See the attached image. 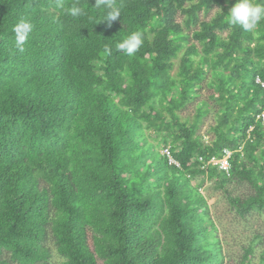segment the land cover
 I'll return each instance as SVG.
<instances>
[{
	"label": "trees",
	"instance_id": "trees-1",
	"mask_svg": "<svg viewBox=\"0 0 264 264\" xmlns=\"http://www.w3.org/2000/svg\"><path fill=\"white\" fill-rule=\"evenodd\" d=\"M213 1L223 12L202 20ZM236 2L111 0V20L96 0H0V264H56L54 251L62 264H228L204 190L247 183L230 208L264 215V21L230 25ZM21 19L34 26L23 52ZM132 32L143 44L128 56L116 44ZM209 73V99L183 118ZM224 148L228 171L198 160ZM240 264H264L263 233Z\"/></svg>",
	"mask_w": 264,
	"mask_h": 264
},
{
	"label": "rangeland",
	"instance_id": "rangeland-1",
	"mask_svg": "<svg viewBox=\"0 0 264 264\" xmlns=\"http://www.w3.org/2000/svg\"><path fill=\"white\" fill-rule=\"evenodd\" d=\"M223 4L215 3L213 1L210 11L205 13V10L199 12L202 20H210L212 16L216 14L218 10L222 8ZM183 15L180 12L176 14V20L179 22L183 21ZM198 28V26H194ZM225 31V30H224ZM223 31V32H224ZM225 33V32H224ZM191 39L197 43L192 37ZM191 40V41H192ZM199 46V44L197 43ZM179 68V60H174V71H177ZM211 74L202 82V88L200 89L199 96L183 107L180 111V114L183 118H188L192 121L197 112V105L202 99H209L210 89L207 86V82L210 79ZM215 123L214 111L211 110L205 118L199 129L200 134L203 135V139L207 142L215 138V133L211 130V126ZM158 148L162 149V145H158ZM209 183L207 182L206 185ZM252 189L247 183H238L233 182L228 185L227 190H217L214 192L212 189L204 190L210 194L209 202L213 204L212 212L213 216L219 227L220 235L223 238L224 242V251H226L230 258L226 260L228 264H240L242 256L244 254V246L251 242L252 238L256 233H263L264 235V215L260 217H248L241 218L236 212V210L231 209L228 201L227 194L228 191L233 192L235 195H244L250 192ZM257 253V251H256ZM53 259L56 264H62L63 260L60 256L53 252Z\"/></svg>",
	"mask_w": 264,
	"mask_h": 264
},
{
	"label": "clouds",
	"instance_id": "clouds-1",
	"mask_svg": "<svg viewBox=\"0 0 264 264\" xmlns=\"http://www.w3.org/2000/svg\"><path fill=\"white\" fill-rule=\"evenodd\" d=\"M96 3L98 6L101 4L107 5L108 12L106 19L115 20L120 17V12L113 7L111 0H96ZM221 12L223 11L221 10ZM69 14L73 17H78L85 13L80 7L73 6ZM227 20L230 25L239 26L245 32H254L261 21H264V0H260V2H256V0H237L228 12ZM33 27V24L26 19H21L13 26L14 46L18 51L23 52L25 50V45L33 31ZM142 44V35L132 32L126 38L119 41L116 47L126 55L132 56L139 50ZM257 79L260 81H257ZM256 81L262 83L259 77L256 78ZM262 117L264 118V113Z\"/></svg>",
	"mask_w": 264,
	"mask_h": 264
},
{
	"label": "built area",
	"instance_id": "built-area-1",
	"mask_svg": "<svg viewBox=\"0 0 264 264\" xmlns=\"http://www.w3.org/2000/svg\"><path fill=\"white\" fill-rule=\"evenodd\" d=\"M257 81H260V80L257 79ZM261 84L264 87V83L262 82ZM162 153L165 154L169 158L170 163H175V165H177V166L180 165V163L174 159L169 146L164 147L162 149ZM231 155H232V150L228 149V148H224L221 156L213 155L209 159H206L203 155H200L198 157V160L200 162H206V160H207L210 163H214V164L218 165L219 169H223V170L228 171V169L230 168V164H231V162H230Z\"/></svg>",
	"mask_w": 264,
	"mask_h": 264
}]
</instances>
